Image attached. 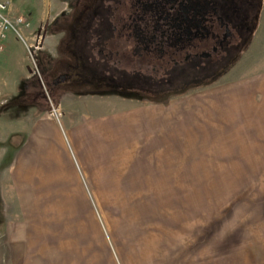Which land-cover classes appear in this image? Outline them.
<instances>
[{"label": "rangeland", "instance_id": "rangeland-1", "mask_svg": "<svg viewBox=\"0 0 264 264\" xmlns=\"http://www.w3.org/2000/svg\"><path fill=\"white\" fill-rule=\"evenodd\" d=\"M5 1L24 23L0 52V264H264V126L250 158L173 132L150 160L122 152L101 133L104 97L176 104L195 88H93L97 62L66 38L73 0ZM261 24L233 78L264 76Z\"/></svg>", "mask_w": 264, "mask_h": 264}, {"label": "flooded vegetation", "instance_id": "flooded-vegetation-1", "mask_svg": "<svg viewBox=\"0 0 264 264\" xmlns=\"http://www.w3.org/2000/svg\"><path fill=\"white\" fill-rule=\"evenodd\" d=\"M261 3L73 0L66 38L97 62L98 71L87 73L91 87L165 97L201 86L239 57ZM73 67L78 71L79 63Z\"/></svg>", "mask_w": 264, "mask_h": 264}, {"label": "crops", "instance_id": "crops-1", "mask_svg": "<svg viewBox=\"0 0 264 264\" xmlns=\"http://www.w3.org/2000/svg\"><path fill=\"white\" fill-rule=\"evenodd\" d=\"M263 14L264 0L251 39L253 34L260 32ZM238 59L236 57L211 82L196 87L193 99L184 95L186 99L176 104H153L133 99L119 103L110 99L111 96L104 97L107 107L100 115L102 135L109 143H116L115 147L122 152L129 149L137 151L139 153L134 156L147 157L148 160L150 146L167 141L170 132L180 136L192 133L196 142L219 139L224 143H235L238 156L250 158V145L247 143L253 136L257 141H261L263 136L264 76H257L252 82H246L242 77L233 78L230 72ZM181 140L186 141L185 138L178 139Z\"/></svg>", "mask_w": 264, "mask_h": 264}, {"label": "built area", "instance_id": "built-area-1", "mask_svg": "<svg viewBox=\"0 0 264 264\" xmlns=\"http://www.w3.org/2000/svg\"><path fill=\"white\" fill-rule=\"evenodd\" d=\"M21 16H13L10 13L9 3L0 1V52L4 49L5 39L9 32H18V26L23 25Z\"/></svg>", "mask_w": 264, "mask_h": 264}, {"label": "trees", "instance_id": "trees-1", "mask_svg": "<svg viewBox=\"0 0 264 264\" xmlns=\"http://www.w3.org/2000/svg\"><path fill=\"white\" fill-rule=\"evenodd\" d=\"M215 79V77L214 78H210V79H206V80H204L202 83H209V82H211L212 80H214ZM151 96H154V95H151Z\"/></svg>", "mask_w": 264, "mask_h": 264}]
</instances>
